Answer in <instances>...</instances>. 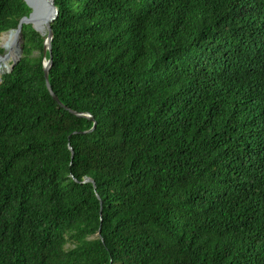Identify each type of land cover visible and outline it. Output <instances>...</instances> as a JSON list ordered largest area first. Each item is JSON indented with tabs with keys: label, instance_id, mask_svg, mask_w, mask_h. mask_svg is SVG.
<instances>
[{
	"label": "trees",
	"instance_id": "obj_1",
	"mask_svg": "<svg viewBox=\"0 0 264 264\" xmlns=\"http://www.w3.org/2000/svg\"><path fill=\"white\" fill-rule=\"evenodd\" d=\"M53 2L49 85L96 125L48 95L22 24L0 264H264V0ZM30 12L0 0V35Z\"/></svg>",
	"mask_w": 264,
	"mask_h": 264
},
{
	"label": "water",
	"instance_id": "obj_2",
	"mask_svg": "<svg viewBox=\"0 0 264 264\" xmlns=\"http://www.w3.org/2000/svg\"><path fill=\"white\" fill-rule=\"evenodd\" d=\"M24 3L26 4V6L31 9V7L28 5V3L23 0ZM36 3L38 5H40L41 8H43V10L45 11V20H46V33L44 35V42H43V47H42V65H43V77H44V83H45V87L48 91V95L51 96V98L61 107H63L64 109L68 110L70 113L79 116V117H85L87 118L89 121L92 122V127L91 129H89L88 131H84V132H80V133H88L90 131H92L95 128V121L94 119L89 116V115H84V114H77L72 110H69L68 108L64 107L61 102L59 101V99L57 98V96L54 95V93L51 90V87L49 85V81H48V70L50 68L51 65V46H50V42L52 39V31H51V27L50 24L54 21V19L56 18L58 11L54 5L53 0H36ZM31 12L29 13L28 16H30ZM26 17H22L16 27V30L20 32V28L22 26V22L23 19ZM34 29V28H33ZM35 30V29H34ZM36 31V30H35ZM37 32V31H36ZM38 33V32H37ZM39 34V33H38ZM40 35V34H39ZM48 53V59L45 58V54ZM20 56V54H19ZM19 59V57L16 59V61ZM15 61V62H16ZM14 62V63H15ZM14 63L11 65L10 69L12 68V66L14 65ZM69 150L71 152V158L73 156V152L72 149L69 147ZM81 183H91L93 188H94V183L90 178H83V180L81 181ZM96 198L99 199L98 195H96Z\"/></svg>",
	"mask_w": 264,
	"mask_h": 264
},
{
	"label": "bare ground",
	"instance_id": "obj_3",
	"mask_svg": "<svg viewBox=\"0 0 264 264\" xmlns=\"http://www.w3.org/2000/svg\"><path fill=\"white\" fill-rule=\"evenodd\" d=\"M31 7L33 15L23 19V24L31 23L35 27L44 26L46 30L45 11L36 3V0H25ZM20 32L16 29L9 30L0 35V47L5 50L4 55L0 57V80L4 72L8 71L11 64L16 61L19 55L18 41Z\"/></svg>",
	"mask_w": 264,
	"mask_h": 264
},
{
	"label": "rangeland",
	"instance_id": "obj_4",
	"mask_svg": "<svg viewBox=\"0 0 264 264\" xmlns=\"http://www.w3.org/2000/svg\"><path fill=\"white\" fill-rule=\"evenodd\" d=\"M33 15V11H32V13H31V16ZM26 25H29V26H31L30 24H26ZM32 27V26H31ZM33 28V27H32ZM37 28L39 29V31L42 33V34H44L45 35V33H46V31H45V29H44V26H37ZM40 36L41 37H44V36H42L41 34H40ZM20 45H21V39H20V37H19V41H18V48H19V54H20ZM4 53H5V50L2 48V47H0V57H2V55H4ZM18 57H19V55H18ZM9 71V70H8ZM8 71H6V72H4L3 74H5V73H7ZM2 74V75H3Z\"/></svg>",
	"mask_w": 264,
	"mask_h": 264
}]
</instances>
